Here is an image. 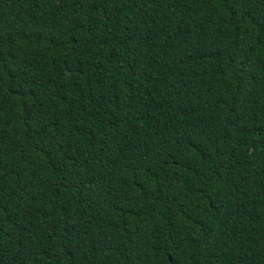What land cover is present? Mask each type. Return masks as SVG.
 <instances>
[{"label": "trees", "instance_id": "trees-1", "mask_svg": "<svg viewBox=\"0 0 264 264\" xmlns=\"http://www.w3.org/2000/svg\"><path fill=\"white\" fill-rule=\"evenodd\" d=\"M0 264H264V0H0Z\"/></svg>", "mask_w": 264, "mask_h": 264}]
</instances>
